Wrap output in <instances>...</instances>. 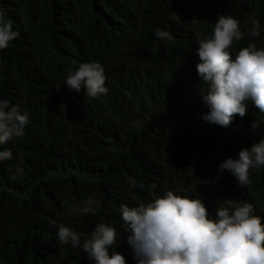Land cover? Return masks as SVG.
<instances>
[{"label":"trees","instance_id":"trees-1","mask_svg":"<svg viewBox=\"0 0 264 264\" xmlns=\"http://www.w3.org/2000/svg\"><path fill=\"white\" fill-rule=\"evenodd\" d=\"M0 9L20 32L0 51V99L29 115L24 137L0 145L13 152L0 162V264H91L83 238L101 222L118 229L115 251L135 264L120 206L169 190L201 199L213 216L248 202L264 217V167L251 171L246 189L218 172L264 139V127L251 128L264 114L249 103L227 128L204 121L196 69L197 43L220 14L242 30L250 18L261 24V35L245 36L234 51L264 47V0H0ZM156 28L173 39H156ZM83 58L105 68L106 96L64 86ZM17 166L23 176L12 179ZM128 176L158 188L130 189ZM90 196L98 212L73 216L72 204ZM60 224L81 234V247L58 244Z\"/></svg>","mask_w":264,"mask_h":264},{"label":"clouds","instance_id":"clouds-1","mask_svg":"<svg viewBox=\"0 0 264 264\" xmlns=\"http://www.w3.org/2000/svg\"><path fill=\"white\" fill-rule=\"evenodd\" d=\"M251 28L241 29V22L232 15L220 14L210 37L199 40L196 54L197 74L202 82V103L208 112L202 119L210 124L229 127L238 116L244 118L249 103L264 114V47L249 43L234 51V46L245 36L261 35L258 19L250 18ZM20 36L13 29V21L0 9V51L10 47ZM158 40H172L166 30L156 28ZM77 69L69 70L64 86L76 94L84 91L88 97L106 96L105 68L88 58L76 62ZM29 124V115L7 98L0 99V145L22 139ZM264 127L255 120L251 128ZM13 158L11 149L0 150V162ZM264 167V139L250 148L239 151L218 166L227 171L241 189L251 185V171ZM23 176L16 167L12 179ZM130 189L147 188L149 193L158 185L138 183L132 176L125 177ZM99 202L90 196L74 202L73 216L95 215ZM121 219L127 228V244L135 264H264V217L256 214V207L245 202L232 207L220 206L213 216L201 199L180 196L165 191L138 206H120ZM118 229L99 223L89 236L83 238L82 250L91 264H127L125 257L115 251ZM59 245L81 247V234L60 224L56 233Z\"/></svg>","mask_w":264,"mask_h":264},{"label":"bare ground","instance_id":"bare-ground-1","mask_svg":"<svg viewBox=\"0 0 264 264\" xmlns=\"http://www.w3.org/2000/svg\"><path fill=\"white\" fill-rule=\"evenodd\" d=\"M133 35V34H132Z\"/></svg>","mask_w":264,"mask_h":264}]
</instances>
